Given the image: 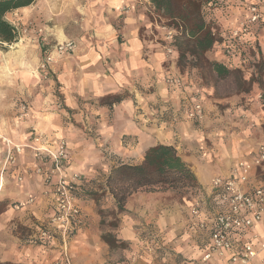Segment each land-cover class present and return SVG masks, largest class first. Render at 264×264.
I'll use <instances>...</instances> for the list:
<instances>
[{"label":"crops","instance_id":"0c3cea01","mask_svg":"<svg viewBox=\"0 0 264 264\" xmlns=\"http://www.w3.org/2000/svg\"><path fill=\"white\" fill-rule=\"evenodd\" d=\"M255 2L263 12L262 23L245 36L246 44L235 45V52L227 55L225 38L239 27L249 14L248 6ZM225 4L228 10L214 12L223 40L206 55L240 70L242 79L249 81L255 65H250L246 56L264 62V0H227ZM152 10L149 0H35L7 14L12 24L22 19L42 31L33 29L22 44H16L21 54H33L36 69L0 78L4 87H0V200L36 199L20 210L8 205L0 212V262L202 264L214 213L212 180L217 172L225 175L239 161L258 155L264 144L263 116L255 110V86L250 91L238 90L234 83L224 93L214 84H200L194 69L182 72L174 64L168 68L161 44L147 38L153 26L147 15ZM40 40H72L76 48L41 69ZM212 72L220 81L226 79ZM167 73L181 75L182 84L168 85L164 80ZM56 85L63 112L50 104L56 98ZM257 90L261 91L260 87ZM116 94H121L116 100L106 99ZM258 94L255 97H260ZM19 96L33 101L25 119L17 118L13 107ZM196 98H201L204 106L199 124L188 118ZM35 134L52 142L67 141L69 169L82 176V185L91 178L104 180L109 164L103 157L104 148L111 149L119 163L137 164L148 148L159 143L177 147L194 170L197 184L181 188L190 190L191 196H184L178 207L166 198L178 189L134 193L127 208L137 216L121 217L115 230L117 241L129 242L128 248L111 250L99 235L95 204L80 200L83 221L71 236H65L61 227L50 222L55 214L54 200L47 192L50 185L44 174L35 172L37 162L31 149L26 147L2 175L7 152L4 140L27 145ZM44 167L47 170L49 165ZM261 171L264 167L253 173L251 182L264 181L258 176ZM194 206L199 208L197 216L192 212ZM45 229L49 237L42 235ZM254 264H264V253Z\"/></svg>","mask_w":264,"mask_h":264},{"label":"built area","instance_id":"2783aa9c","mask_svg":"<svg viewBox=\"0 0 264 264\" xmlns=\"http://www.w3.org/2000/svg\"><path fill=\"white\" fill-rule=\"evenodd\" d=\"M248 8V16L225 38V53L229 56L235 52V45L246 44L245 36L263 21V12L257 2L251 3ZM24 26L23 32L27 33L33 23L27 22ZM14 27L17 30V26ZM164 28L167 29V39H172L173 31ZM37 31L41 32L42 29L37 28ZM43 45L45 55L40 63L41 69H47L56 62L57 57L72 53L76 48V43L72 40L56 42L53 45L43 40ZM165 81L168 85L180 86L182 76L170 73ZM28 112V106L20 104V118H25ZM203 116L202 99L196 98L188 110V118L199 122ZM4 142L7 152L2 175L10 165L17 162L26 147L31 149L37 162L35 172L44 174L45 183L50 185L47 192L54 200L55 214L50 222L61 227L65 236H71L83 221L78 197L82 176L69 169L71 153L67 141L58 139L52 142L45 135L35 134L27 145L16 144L8 139ZM46 164L49 165L47 170L44 167ZM262 167L264 144L259 147V153L254 159L239 161L227 174L216 176L212 180L211 200L214 213L210 242L202 255V264H254L264 253V181L251 182L253 173ZM18 179L22 180L23 177L19 175ZM35 200V197L31 196L26 201L15 202L12 207L22 209L28 204H33ZM192 212L197 216L199 208L194 206ZM42 235L49 237L48 230H43Z\"/></svg>","mask_w":264,"mask_h":264},{"label":"trees","instance_id":"16d2710c","mask_svg":"<svg viewBox=\"0 0 264 264\" xmlns=\"http://www.w3.org/2000/svg\"><path fill=\"white\" fill-rule=\"evenodd\" d=\"M35 0H0V42L14 43L17 30L7 20L8 13L31 5ZM153 10L151 22L173 31L172 40L179 59L193 58L197 64H206L217 76L225 78L238 69L210 60L206 54L222 41L220 26L214 15L223 0H149ZM260 83V82H259ZM197 177L191 165L181 156L176 146L159 143L148 148L140 163H120L113 166L106 178L107 191L120 211H125L127 199L140 190H169L192 187ZM0 204H4L0 201ZM3 210H0L2 212ZM110 243V240L104 236ZM0 264H22L0 262Z\"/></svg>","mask_w":264,"mask_h":264},{"label":"rangeland","instance_id":"374dc122","mask_svg":"<svg viewBox=\"0 0 264 264\" xmlns=\"http://www.w3.org/2000/svg\"><path fill=\"white\" fill-rule=\"evenodd\" d=\"M227 0H223L221 7L218 8L219 11H226L228 10V4H225ZM217 10V9H216ZM217 10V11H218ZM150 12H148V17H149ZM7 18V16H6ZM150 19V17L148 18ZM8 21L11 20V15H8L7 18ZM14 26H17V40L14 43H1L0 42V51H1V56H0V64L3 66V68H0V78L5 79L7 76H10L13 72H16L18 70H24L30 73L34 69H36V64H33L34 61V56L32 53H26V54H21V48H18L16 46L17 43L22 44L23 39H26L30 31L33 29H37L36 25L33 24L31 26V30L27 33L23 32V28L26 25L25 20L23 21L20 19L19 21L13 23ZM152 30L148 33L147 38H152L154 40H157L161 46L162 49L164 50L165 54V61L168 63L167 67L171 66V64L176 65L182 72L185 71H191L194 69V74L196 78L200 76L201 81L200 84L203 85H210L214 84L217 86V88H221L222 92L227 93L230 91V89L233 87L234 83L237 85L238 90H246L250 91L253 90L255 86V92L253 95V98H256V107L255 110L258 108L260 114L263 116L261 118V127L264 130V62L263 59L260 58H249L246 56V59L249 60L251 63L250 65H255L254 68V73L251 79L249 81H244L242 79V75L239 72H234L230 77H226V79L220 81L218 78H216L214 73L212 72L210 67H207L206 64H197L193 58L189 57L183 60L179 59V52L177 48L173 44L172 39H167V29H165L163 26H161L157 22L152 23ZM143 30H145L144 27H142ZM25 42V41H24ZM5 44V45H4ZM50 44H55L51 42ZM39 46L41 48V57L40 59L42 60L44 55H45V47L43 45V41L40 40ZM51 46L48 47L50 49ZM172 48V51H169V49ZM174 51L177 52V54H174ZM68 54L62 55L60 57H57L58 59H61L62 57L66 56ZM174 55V56H173ZM207 56V55H206ZM208 58V57H207ZM209 59V58H208ZM57 61V60H56ZM175 61V62H173ZM54 65V63H53ZM169 72V71H168ZM170 73H167L164 77V80H166L167 75ZM50 79L54 82L55 85V80L56 78L52 73L50 72L49 75ZM166 82V81H165ZM255 82V84H254ZM260 82V83H259ZM167 83V82H166ZM5 85V84H4ZM1 88H4L2 84L0 85ZM59 85L54 86V91L53 95H55V100L51 101L50 104L55 105L56 108L60 111L64 109V104L61 101L60 97V92H59ZM258 87H260L261 91L258 92ZM0 88V91L2 90ZM255 93H259L261 96L255 97ZM258 94V95H259ZM121 94H116L107 97L106 99L109 100H116ZM243 100V99H242ZM215 102V101H214ZM243 102V101H242ZM217 102H215L216 104ZM20 104H26L29 109L33 108V101L22 98V96H19V98H15L14 100V109L16 111V117L20 118ZM215 105L214 103H212ZM245 104V103H243ZM63 112V111H62ZM26 118V117H25ZM23 118V119H25ZM196 123V122H194ZM196 124H199L198 122ZM91 134V132H90ZM95 134L92 132L91 135ZM103 151V157L107 161L108 164V169H107V174L104 178V180L98 181L97 178H91L88 181L85 182V185H82L79 189L78 197L79 200L81 201L82 204H90L93 203L95 204V214L97 215L98 218V223H97V229L99 230V235L101 236L102 240L106 242L109 245V248L112 249H125L129 247V242H119L117 241V233H116V228L120 224L121 217L123 216H129V217H136L137 215L132 212L130 209L127 208V202L131 198V196L127 199L126 204H125V211H120L119 208L117 207V204L115 203L114 198L111 196V194L107 191L106 188V178L113 166H116L120 164L115 157H117L116 154H114L111 149H105ZM115 159V163H113V160ZM118 162V163H117ZM130 163V162H128ZM221 172H217L216 176H221L223 174H220ZM259 178H264V171H261L259 173ZM83 181V179H82ZM189 197L190 195V190L188 189H178L176 192H172L166 196V198L170 201L171 204L174 205V207H178L180 205V200H182L183 197ZM35 197V196H34ZM165 198V197H164ZM163 198V199H164ZM4 204H0V210H4L9 207H12L15 202L17 201H8V200H0ZM18 201H23V200H18ZM26 201V200H24ZM15 209V208H13ZM15 210H20V209H15ZM104 236H106L109 240L110 243L107 242L104 239ZM148 241V244H147ZM145 245L148 248L150 246L149 244V238L145 240Z\"/></svg>","mask_w":264,"mask_h":264}]
</instances>
